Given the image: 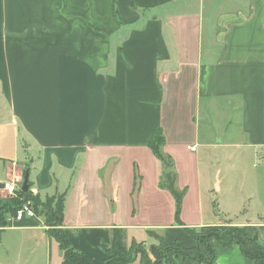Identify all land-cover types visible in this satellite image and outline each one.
<instances>
[{
  "label": "crops",
  "instance_id": "obj_1",
  "mask_svg": "<svg viewBox=\"0 0 264 264\" xmlns=\"http://www.w3.org/2000/svg\"><path fill=\"white\" fill-rule=\"evenodd\" d=\"M159 130L186 189L182 225L149 147ZM261 155L264 0H0V199L26 175L40 200L64 195L63 229L93 262L117 228L128 246L155 233L192 247L187 228L223 226L228 242L255 226L264 248L240 180ZM48 230L10 219L0 264H62ZM216 250V264H254Z\"/></svg>",
  "mask_w": 264,
  "mask_h": 264
},
{
  "label": "trees",
  "instance_id": "obj_2",
  "mask_svg": "<svg viewBox=\"0 0 264 264\" xmlns=\"http://www.w3.org/2000/svg\"><path fill=\"white\" fill-rule=\"evenodd\" d=\"M164 143L163 133L159 130L156 133L155 140L149 144V147L165 168V175L161 187L167 190L174 198L176 202V223L182 225L180 215L186 189L178 190L176 187L178 175L175 171L173 159L169 155H165L162 151ZM50 200L45 203V207L49 208V210ZM64 200L65 196L62 195L57 211V218H55L52 225L49 223L52 222L50 217L53 212L48 211L46 213V217L48 218L46 224L49 227L48 233L58 243L62 251V264H132L138 260L141 264H175L176 259L181 260L182 264H216V244L224 247L238 246L242 254L252 260L254 264H264V248L259 244V229L255 226H247L243 230H232L228 242H224L222 238L225 227L208 226L198 230L187 228L185 229L186 232L196 242L194 246L186 247L179 239L169 243L163 237H157L160 245L151 246L149 252H146L144 242H133L128 246L125 241L126 230L117 228L112 230L107 257L101 262H93L87 255L76 251L72 247L63 229ZM27 201H31L35 213L40 207L44 206L40 199L31 193L30 181H28L27 192L20 190L16 197H9L5 200L0 199V228L7 227L9 220L16 216L22 204ZM55 223L59 224V231H56L54 227ZM150 234L152 235V233ZM148 253L152 255V258L149 257Z\"/></svg>",
  "mask_w": 264,
  "mask_h": 264
},
{
  "label": "rangeland",
  "instance_id": "obj_3",
  "mask_svg": "<svg viewBox=\"0 0 264 264\" xmlns=\"http://www.w3.org/2000/svg\"><path fill=\"white\" fill-rule=\"evenodd\" d=\"M245 163V169L241 171V176L240 180L245 182V193L246 195L250 196L245 200L244 207L246 209L245 213L247 217H249L250 220L253 222L257 221H264V155H261V157H254V156H247L244 159ZM10 196V195H9ZM51 199V200H50ZM62 199V195H54L52 197H48V200H50V210L49 208L45 207L46 202L48 201L47 199L45 200H40L43 207H40L36 211V216L43 217L45 221H48V218L46 217V213L48 211L53 212L50 219L52 222L49 224L52 225L55 218H57V211L60 205ZM5 200V199H4ZM195 202L192 203V206H194ZM224 204L226 206L229 205V201H225ZM41 205V206H42ZM210 207L213 209V203L210 202ZM204 206L206 204L204 203ZM234 212V211H233ZM53 216V218H52ZM55 216V217H54ZM233 216V215H232ZM231 216V217H232ZM187 220H192V221H199V217L196 212H190L187 214ZM234 220L236 218L234 217ZM57 221V219H56ZM55 229L56 231H59V224L55 223ZM223 227V226H222ZM151 237H153L154 242L150 245L144 244V248L146 252H149V249L151 246H159L160 241L157 237H161L160 235H157L155 233H152ZM221 246V245H218ZM60 253V250L57 248V246H54L53 249V255H58ZM149 257L152 258V255L148 253ZM139 264V263H137Z\"/></svg>",
  "mask_w": 264,
  "mask_h": 264
},
{
  "label": "built area",
  "instance_id": "obj_4",
  "mask_svg": "<svg viewBox=\"0 0 264 264\" xmlns=\"http://www.w3.org/2000/svg\"><path fill=\"white\" fill-rule=\"evenodd\" d=\"M193 150H194V148H193ZM22 185L18 186V185H16L15 182H10V183L4 184V189L8 192L10 197H16L17 193L20 190H22ZM31 193L33 194L34 192H31ZM24 217H29V218H35L36 217V213L32 207L31 201H27V202H24L22 204L21 208L17 211L14 219L21 220Z\"/></svg>",
  "mask_w": 264,
  "mask_h": 264
},
{
  "label": "water",
  "instance_id": "obj_5",
  "mask_svg": "<svg viewBox=\"0 0 264 264\" xmlns=\"http://www.w3.org/2000/svg\"><path fill=\"white\" fill-rule=\"evenodd\" d=\"M28 181H29V176L26 175V177L24 179V182H23V185H22V190L24 192H27L28 191Z\"/></svg>",
  "mask_w": 264,
  "mask_h": 264
}]
</instances>
